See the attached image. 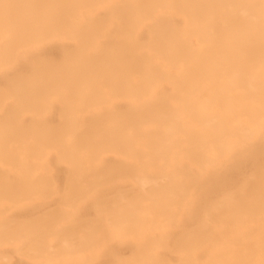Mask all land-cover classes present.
I'll list each match as a JSON object with an SVG mask.
<instances>
[{
  "label": "bare ground",
  "instance_id": "obj_1",
  "mask_svg": "<svg viewBox=\"0 0 264 264\" xmlns=\"http://www.w3.org/2000/svg\"><path fill=\"white\" fill-rule=\"evenodd\" d=\"M10 1L12 2V0ZM23 1L24 0L22 1L16 0L17 4H15L16 3L15 0H14L15 3L13 4H9L5 2L6 4H3L5 7L4 8L0 7V10L4 12L3 10L4 9L6 10L7 7L8 12L10 10H11L10 12L16 11L15 8L17 9L18 12L19 11L18 8L20 9V7H22L21 2L22 5H24ZM32 2L33 3L36 2L35 3L37 5L36 7H38V5H40L41 3L38 0H36L35 2L33 0ZM37 2H39V4ZM26 3L29 4L30 2L29 3L26 2ZM42 3H43L41 4L42 7H38L39 9L34 6L35 4L34 5L32 4L31 6L33 9L29 8L30 12L28 11L29 9L27 11L25 9L27 13L29 12L31 14L29 15V17L31 16V21H32L31 23L33 24L32 26H34L35 25L34 22H38V19H40V17L42 16V15L39 16L38 14L41 12L43 16L45 15L52 17L54 22L51 23L50 22L51 17L50 18L47 17L48 18L47 19L44 16L45 21L46 20L49 21L51 23V26L52 24L54 26L55 23L56 25H63L64 29L67 28V26H70L71 29L63 30L65 31L64 33L66 35V38L68 39V42L70 39H76V41L73 40V42L70 40L71 41L70 43L72 44L71 45L66 44L67 46L64 44V42L68 43L67 41L61 42L59 39L58 41H60L63 44V47H61L60 50H59V45L61 43H59L58 45L57 42L56 44L60 52V53L58 52L59 55H61V57L63 58L62 60L65 61L63 62L64 67L68 68L71 64H72L71 67L73 66L71 72L69 71L70 73H68V69H67L66 71L67 74H65V72H63L65 71L64 67H62V69L59 68L60 62H62L61 58L59 59L60 56L54 57V54L52 52L50 53V57L52 56L55 59L56 58L59 59L60 62H57V64H59V67L57 68L52 63L53 67L52 68L50 67L51 68L50 71L45 70L47 74V76L45 75L46 77L45 81L43 77L45 72L42 73L44 69H39L38 67L36 68L38 70H41L42 72H39L38 70H33L32 68H31L32 70L27 69V67L25 68L26 70L24 69L26 72L28 70H31L32 73L33 71H35L34 72L35 74H37L38 72L39 73L37 74L38 77L42 75L40 77L41 78L40 81H42L43 78L42 83L47 82L46 80L48 77L53 78V82L55 79L57 80L58 78H60V76L64 77L63 79H61L62 81L64 80V82L61 81L59 83V84L63 83L62 85L63 88L65 89L64 94L66 95L67 92L74 91V93H76V98L77 96L79 97V99L77 98V102L79 101L78 102L79 109H77L78 111L76 109L75 111L74 110L72 111L73 105H71L70 103L72 99L71 100L69 99V101H67V104L70 103L68 107L70 106L71 111H69V109L67 111L65 107H63L64 105L62 102L61 108L63 107L62 109H65L67 112H69L68 113L69 120L72 121L70 122L68 120L69 123H67V125H71V127L70 126L67 127V125L65 126V124L62 125L64 129L65 127H67L65 130H69L64 135V137H62L63 146L67 147V149L66 150L64 149L63 153L61 154L62 158L63 159L68 158L67 160L65 159V162L68 161L71 162V160L78 161L79 164L81 163V167L82 165L83 166L86 165L83 168L84 170L90 168L88 164L90 161H92L95 172L99 171L100 168L103 170L105 166L110 167L111 165L109 166V163L107 161L112 160L113 163L120 161L122 162V165L119 164L118 166L113 165V167L112 166L110 167L112 173L117 171L125 172L124 184H121L119 188L116 186L115 189L117 198L116 196L114 198L115 200L117 199V201H115L114 205H112L113 206L112 208H114L115 210L113 212V215L111 216L112 217L111 219H113L115 222L112 220L113 222L112 223L109 221V219H108L109 223L106 220L103 221L107 222L106 224L104 223L105 224L104 226L108 225L107 229H109L110 223L114 224L113 226H117L116 230L113 231L114 237L119 238L121 243L125 244V246L129 245V247L132 248L130 244H135V253L133 254L132 257L125 259V261H120L119 259L117 260L116 257V253H117L115 251L116 248L110 246L111 252H113V254H111L112 255L111 257L108 256L109 254L107 255L108 258H112L109 261L112 262V264H264V0H42ZM22 11L23 13H25V15L23 16H27V13L24 10ZM22 11L20 12L21 14ZM2 12H0L1 15L0 19H2L3 17ZM8 12L5 13L8 14ZM17 12L15 13L13 12V14L11 15L14 17L10 15L12 18L11 17L9 18L15 19V17H17L19 14ZM7 14H4L6 16L3 17V20L0 21V23L1 22L5 23L6 20L4 21V18L6 19V17H8ZM34 15L39 16L38 19L34 17ZM43 16L41 17L43 26L44 27L47 26L45 30L43 29L44 32L48 29L49 24L47 23V21L43 22L44 21ZM21 18L23 17L21 16ZM11 19L8 23H11V21L13 23L14 21L16 22V20L13 21ZM41 20H39L40 22L36 23V25L33 28H37L36 26H38L39 28V23L42 25ZM25 22L27 23L26 19L25 21L23 20V24L19 22L18 23L22 24L20 26H23ZM13 23L11 25L7 24V26L8 25L12 26ZM45 23L47 25H45ZM14 24H15V28L17 25L19 26V24L17 23ZM30 26L28 27V29L30 28ZM55 27L56 26H54L53 28ZM20 28H18L19 30H17V32H20ZM22 28L24 30L22 29L21 30L24 31L23 34H25L26 28L24 27ZM28 29H26V31ZM35 30L36 29L34 30L30 29L31 32L28 31L29 34H31V39L27 36L25 38V41L27 40V38L30 39L29 40L30 42L32 41V33L34 35L33 31ZM5 31L7 33L11 32L8 30ZM41 31L42 30L37 32V34L38 33L40 34L38 40L42 35ZM6 32L2 31V34L3 33L5 34ZM13 34L15 36L14 39L17 40L18 38L16 37L15 33H12V35ZM37 34L35 32L34 37L36 39L38 36ZM55 34L53 35V38H55ZM18 35L19 34H17V36ZM8 37H10V35H8ZM51 38L52 37H50V39ZM53 38L51 39V41L53 40ZM14 39L12 37L11 40L13 41ZM56 40L57 39H54L55 42ZM3 41L5 42V40ZM26 42H25L26 44L25 47H27L29 43L28 41ZM35 42L34 43L36 44V46L44 45L43 43H45V41L43 42L39 41V45H37V41ZM9 44H11V42L8 43V47H7V43L5 44L6 48L3 47L4 48L3 51L6 50L7 48L10 50ZM19 44L20 43H18V46ZM31 44L32 43H30V46H34L33 44L32 45ZM47 44H51V42ZM3 45L4 44H2V46ZM14 45L15 44H13V48ZM30 48L33 47H29V49ZM38 48L40 50L39 52H42L41 51L42 48L40 49V46ZM51 48L52 47H50V49ZM54 48L55 47H53V49ZM36 50L38 52L37 48H35V51ZM13 54L16 55V53ZM35 54L36 57L37 53ZM0 55H2V53ZM4 55L6 54L4 53ZM12 55H11V59H12ZM22 55L23 57L17 54V56H21L20 58L24 60L23 61L24 65H27L25 64L26 63L25 60L29 62L28 61L29 58L26 59L27 57H29V54H22ZM24 55L25 56L28 55V56H26L25 58ZM30 55H33V53H31ZM45 56L48 57V54L46 53ZM67 63L68 65L69 64L70 65L67 66ZM6 69H8V66ZM19 70L22 71L23 69H19ZM7 71L8 70H6V72ZM6 72L3 71L2 73H5L6 75ZM28 72L30 73V71ZM32 73L31 75L34 74ZM14 74L15 76H17L16 72L13 73V75ZM8 75L10 76L12 74L9 73ZM25 76L26 75H24V77ZM9 78H8V83H9ZM19 78H22L20 74H19ZM12 80L14 81L16 79L14 78ZM35 82L36 81H34V83ZM53 82L50 80L49 83H51V85L49 86V88L52 85L54 86L55 84H58V83L54 84ZM103 82L108 83L107 84L108 86L104 87ZM8 83L6 84V86L7 88H9V91L13 90L12 89L13 87L12 88L9 87L12 84H9L8 86ZM14 84L15 81L13 85ZM16 84L14 86V89H17ZM46 84L47 83H44L43 85L46 86ZM6 86L4 85L3 87L5 88ZM19 86L20 85H18V87ZM35 86H37L36 83ZM60 86L58 85L57 88L59 89ZM33 88L36 89L35 87ZM38 88L39 87L37 86V89ZM57 88L55 90L56 92L58 91ZM63 88L61 87L60 90L62 89L63 91ZM95 88L102 89L101 91L100 90L99 91L100 93H103V96L105 98H107L106 101H104L102 97L101 100H99L100 98L97 100L93 99L92 101L95 100L94 102L90 101V98L87 100V98L92 94L93 89ZM25 89L27 92V88ZM34 89L32 90L31 88V91L29 90L30 91L29 93L32 94L35 91ZM18 90H20V88ZM39 91L43 92V89ZM49 91L51 94V90ZM55 91H53V93ZM23 92L26 93L25 91ZM23 92H21L20 90V93ZM29 93L27 94L29 95ZM59 94L56 93V95ZM14 95H12L13 96L12 99L10 98L9 100L10 102L12 100H13L12 102H14L15 100ZM41 95L43 94H38V96ZM29 96L31 97L32 95ZM43 96H45V94ZM43 96H41V98ZM46 96L48 98L47 93ZM21 97L23 99L24 95L23 96L21 95ZM26 97L27 95H25L24 100L27 101ZM61 97L62 96H60V98ZM95 97L96 96H94V98ZM15 98H17V96ZM32 98L33 97H31V99ZM54 98L51 97V100H53ZM46 100L45 103L47 104ZM5 101H3V103ZM43 101L44 99H42V102ZM22 102L21 104H27ZM42 102L37 101L38 104H42V106L44 107L45 103ZM16 103L18 104L17 101L15 102V104L14 103H10V104L11 105L14 104V106L16 105V107L17 106L19 107V105H17ZM30 103L31 102H29V104ZM55 103L57 104L58 102L56 101L54 103H51V105ZM73 103L74 102H72V104ZM119 106L122 108L123 111H121V108ZM39 107L40 106H38L37 108ZM53 107L55 108V106H52V108L50 109L51 111L54 109ZM90 107L94 108L93 112L88 111ZM118 107L120 108V111H118ZM5 108H7V106ZM10 110L13 111V109L11 108ZM10 110L9 109L8 111L6 110L7 113ZM23 110L24 109H22V111ZM30 110L36 111L35 109H30ZM0 111L2 112L1 114H3L2 109H0ZM53 112L55 113V109ZM33 113L35 114V112ZM54 113L51 114V112H49L48 110L47 115L51 114L53 117L55 115ZM60 113L61 111L59 112V114ZM16 114L17 117H19L18 116L19 112H17ZM24 114L29 115V112L28 113L25 112ZM37 114L36 116H38ZM43 114H45V110ZM106 114L108 118L104 117L106 116ZM62 115L65 116L64 114H61V117ZM44 116H46V114ZM5 117L7 116L4 115L3 118L0 119L1 123ZM21 117H23V115ZM47 117L51 118L50 116H46V119ZM75 117H77L78 120L76 123H73ZM5 119L8 120V117ZM58 119L61 118H57L56 121H54L53 119L52 120L55 123L58 121ZM102 119H105L106 121L108 119V125H106L105 128H100L101 126L100 127L90 126L93 125V123L95 125V123H98L99 121L102 122L103 121ZM11 120H8L7 122L9 121L11 122ZM21 120H19L18 122L20 123ZM27 120L25 121L26 123L29 122L27 125H30V127L34 126L31 125L33 121L31 120L27 121ZM35 120L34 123L36 122ZM41 120L43 119L41 118ZM63 120L67 122L66 119L63 118L61 121ZM5 121L3 122L5 123ZM15 121H13V123H15ZM38 121H37V125L35 123L36 126H39ZM53 121H50V123ZM23 122L24 121L22 120L23 128L20 127L21 133H22V129H24L26 125V124L24 125ZM86 122H88L89 126L85 124ZM90 122L92 124H90ZM7 125L12 127L10 124ZM56 125L59 124L57 123ZM0 127L1 129L3 127L4 129H6L8 126L2 125ZM15 128L17 130V128L19 127L15 126ZM15 128L13 130L15 132H18L15 130ZM48 128L49 126L47 127V129ZM39 129L38 131L40 132L44 130L41 129L42 130L41 131ZM52 129H54L53 132L54 131L57 132L59 130V129L55 130L56 128H52ZM8 130L9 129H7L6 132ZM31 130L33 131L31 132ZM48 130L49 131L46 130V134L48 132L50 133V131L52 132V130L50 129ZM38 131L36 134H38ZM4 132L1 133L4 134ZM33 132L36 131H34L33 127H31L30 133L27 134L29 135ZM55 133L54 134L51 133L52 136L51 134H49L51 138L54 139L53 135L55 136ZM9 134L10 133H8L7 136ZM22 134H24V132ZM63 134L64 133L60 135L63 136ZM19 135H21L20 132ZM39 135L40 134H38V136ZM49 135L46 136L49 137ZM43 136L45 135L41 133L39 139L45 141L46 136L45 139H42L44 138ZM80 137H83L84 140L80 141L79 139ZM19 138L18 139L21 141L24 137L22 138L21 135L19 136ZM51 138L48 139V141H51ZM59 138H61V136ZM56 139L53 141L54 145L55 142L58 143L59 140L58 137H56ZM2 140L4 139L0 140V144ZM34 141H36V139ZM24 142H28V141H24ZM37 142H39V140ZM41 142L43 143V141ZM41 142L37 143L39 144V147L41 146ZM11 143H13L14 145L15 143L19 145V142L17 141L15 142L11 141ZM51 143L49 142V144ZM3 144L4 143L2 141L1 144L2 150L5 149L6 147L4 145L3 148ZM12 145L11 147L14 146ZM28 145L29 143H27V146ZM33 145L34 148L36 144ZM44 145H45L44 147H46L47 144ZM24 147L25 149L20 145V150L22 148L23 151H20L19 154L21 152L25 154L24 151L26 150V146ZM44 147L42 145V148ZM11 149L12 148H10V152L11 154H13L12 153L13 150ZM34 149H39V148H34ZM46 149L48 148L46 147ZM10 152L8 153L10 154ZM15 152H17L16 149ZM29 152L30 151L28 150L27 153ZM51 152L49 151L48 156L50 155ZM107 153L111 154L112 157L110 158V160L105 158L106 159L105 161L104 157L105 154ZM5 154H7V152L6 153L4 152V159L10 157L9 156L6 158ZM29 154L31 155V153ZM20 155H22V153ZM55 155L56 154L54 153L53 156L55 157ZM13 156L12 158L15 159V157ZM44 157L47 158V155L46 156L44 155ZM4 159H2V161ZM47 159H49V157ZM16 160H18V157ZM39 160L40 159H38V161ZM1 163L3 164L4 162ZM8 164L6 165L7 168L9 167ZM71 164H73V162ZM12 165H16V164L12 162ZM12 165L10 167L14 171L15 169L12 168ZM17 165H19V163H17ZM17 165L15 167H17ZM65 165L66 164L64 163V166ZM56 166L57 165H55V167ZM2 167L0 166V169ZM4 167H5V163H4ZM76 167L73 168V170L75 169V171L71 170L70 175H68L69 180H71L72 178L74 179V177L79 174L76 173V170H78L80 166L78 165L79 168L77 169ZM110 168L106 169L107 171L106 176L105 173L102 170H100V174L103 173L104 175V176L101 175L103 178L108 176L107 174L110 172L109 171ZM4 169L3 171H5ZM28 169H31V167L29 166L27 168L26 167L23 168V170H25L26 173L28 172L27 171ZM12 170L10 171V174L17 175L16 173H13ZM6 172L7 171H5V173ZM15 172H17V170H15ZM65 172L66 170L64 171V173ZM72 172L73 173L75 172L76 174L74 173L75 175L71 178L70 176H72ZM66 174H68V171ZM56 175H58V173ZM79 175H81V173ZM96 175L99 180L102 179L98 177V173H96ZM96 175L92 174L91 176L93 177ZM2 176L5 177L3 173L0 177ZM64 176L66 177L67 175ZM37 177L34 179L35 183H37L36 182ZM81 177H83L82 179H85L84 176L81 175L80 178ZM110 177H111V173H110ZM19 178L20 177H18L17 179ZM40 179L43 180L44 177L40 176ZM68 179L67 182L69 181ZM41 180H39V182H41ZM79 180L78 182L81 183V181ZM96 180L97 179L95 177L94 181ZM86 181L85 183L84 182L82 183L90 184L93 182L92 180H89V182ZM34 182L32 181V185L35 184ZM71 182L69 181L70 184ZM13 183L14 184L17 183V180ZM115 183L113 184L115 185ZM117 183L119 184L120 182ZM14 184L11 186L13 187V189L15 188L14 186H17ZM26 184L27 183H24L23 181L20 187V189L22 188V191L19 189L20 191H18L17 193L19 192L23 193V191H25L26 193L28 191L30 192L31 189L26 191L27 189L23 188L24 186H26ZM113 184H109V185H113ZM2 185H4V183ZM55 186H57V184H55ZM71 186L67 185L66 187H71ZM76 186H78L79 188L81 187V189L82 186L81 184L75 185L74 191L76 190L75 193H78ZM84 186L87 187V185ZM101 186L99 187V189L96 190H100ZM105 186L107 187V185ZM71 188L73 190V187ZM71 188L69 189L66 188L67 190L66 189L64 190L69 191L71 190ZM107 188L105 189L107 190ZM13 189H11L10 192L11 191L13 192ZM55 189L57 190V188ZM84 189L85 188L83 187L82 190ZM105 189L103 191H105ZM33 190L31 191V193L33 192ZM48 190L50 191V189ZM80 190H79V196H82L80 194L83 193V191ZM111 190L112 189L110 188L109 191ZM45 191L42 192L43 195L44 193L45 194L47 193L48 195L49 193ZM62 191H60V195ZM112 191L114 192V190ZM50 192H52V190ZM6 193L8 197V191ZM17 193L16 194L13 193V195L15 196V198L17 197V199L19 200ZM26 193H23L22 195ZM34 193H36V191ZM95 193L96 192H94V194ZM37 194H40V196L42 195L41 193H36V195ZM63 194L68 195V197L67 196L66 197L69 198V195L74 194V192L72 191L70 194H67V192L66 193L63 192ZM9 195H11V193ZM13 195H11L10 198L8 197L9 198L8 200V198L4 194L7 202L9 201L11 203V199L13 201L12 198L14 197ZM64 197L65 196H62L63 200L66 198ZM70 197L72 198V200L71 198L69 199L72 202L74 196L72 197L70 195ZM88 198L90 199L91 197L89 196L87 197V199ZM75 199L76 197L74 198V200ZM85 200L83 201V203L85 202ZM110 200L109 199L105 200L107 201L106 203L108 205L106 204L104 210L107 206H109L108 201L110 202ZM35 201H37V199H35ZM93 201L94 200H92V202ZM103 201L104 200H102V202ZM7 202L6 205L8 206ZM30 202H32V200ZM68 202L66 203L71 205V203ZM100 202L101 201L99 200V203ZM3 203L4 201H2L0 204ZM57 204H60L62 206L65 205V202L60 203V197H59V201ZM96 204H97L96 205L97 208L96 207H95L96 209L92 208V211L93 209L97 210L99 208L98 207L99 205H101L100 209H102V204L104 203L98 204V202H96ZM34 205L36 206V203ZM41 205H44V203L42 202L39 206ZM79 205H81V203ZM91 205H93V203L92 204L90 203L88 210H90ZM38 208L40 209V207ZM57 208L56 209L58 211L55 213L54 210L51 209L54 215L62 210V209L59 210V205L57 206ZM64 208H68V207L64 206ZM48 209L49 208H47L46 210L48 211ZM32 210H34V208H32ZM47 211H45L46 216H48L51 213V211H48L49 214H47L48 213ZM65 211L66 210H63L62 212L65 213ZM67 211L69 210L67 209ZM76 211L77 210H75V212ZM120 212H122V214L124 213V215L121 214V216H119ZM96 214L97 213H95L93 216L100 215V214L97 215ZM54 215L53 217H56ZM0 216H1L0 218L3 219L2 215ZM46 216H42L44 218L43 219L44 221ZM49 217L51 218L52 216ZM105 217L106 216H104V218ZM13 218H15V216ZM38 218L40 217L38 216L35 219ZM184 219H186V221ZM50 220L51 219H49V221ZM52 220H54V222L56 221L55 218H52ZM52 220L50 221L51 223H49V221L48 223H46L47 221L43 223H45L46 225L52 224L53 223ZM76 220H79V218ZM16 221L15 223L17 225L18 222ZM9 222L10 221H8V223ZM37 222L36 225L38 224L41 225L42 223V221L40 223L38 222V224ZM65 222L66 221H64V224ZM85 222L87 221L84 220V222L82 223L86 224V228L88 226L89 229L92 231L90 226L87 225L88 223ZM93 223L94 222H92V224L90 225L93 226ZM26 224L25 226H28V224L27 225ZM84 224H81V227L85 226ZM95 224L97 225V223ZM19 225L24 226V224L23 225L19 224ZM36 225L30 224L29 225L31 226L30 230L35 229L36 227L34 228L33 226ZM40 225H38L37 227L40 228L39 227ZM59 225L57 226L59 227ZM11 226L10 227L7 226V227L11 228ZM18 226L15 227V229H17ZM77 226L80 227V223ZM0 227H1V223H0ZM4 227H2L1 230ZM44 227L46 229V226ZM79 227L78 228L75 227V228L78 230ZM106 227L104 229H106ZM72 228L74 230V227ZM8 229L7 232L9 233L10 231ZM47 229L49 228L47 227ZM96 229H97V233L101 232L102 226H99ZM107 229H106V234L108 236L109 231H107ZM13 230L11 231V233L14 232ZM21 230H22L21 234L31 232L29 229L27 232H24L22 228ZM79 230H82V228ZM16 231L20 233L19 229L15 230V233ZM45 231L48 233V230ZM66 231L62 229L60 231L58 230V232L57 231L54 232L66 233ZM72 231L68 229V234ZM5 232L6 231H4L3 229V232L1 231L0 236H2L1 234L2 233L4 234ZM36 232H37L36 229L34 230V232H32L35 233L33 235L35 236L33 239V243L35 244L37 243L36 246L39 247L38 244L40 242L38 241L41 240V236L39 237L40 235L39 230L37 233ZM83 232L80 235H84ZM38 233L39 235L37 236L36 234ZM48 235L45 234V236L43 235V237H46ZM60 235H58V237ZM101 235L102 234H99V236ZM66 236L68 237L67 234ZM72 236L69 239L76 237V236L75 237ZM79 236L77 237V240L79 241L80 239L79 242H81L84 236H82V238H79ZM97 236L98 234L95 237ZM103 236L106 237V235L104 234ZM3 237L4 236H2L1 238ZM29 237H31V235ZM36 237L37 238L39 237L38 241L36 240ZM61 238L60 237L58 238L59 244L61 242L63 243L64 240H66L64 237V240L61 241L62 240ZM26 239H27L26 241L31 240L30 238L28 239V237ZM48 239L51 240L52 237ZM48 239L47 241H49ZM69 239L67 238V241ZM42 240L44 241L43 238ZM77 240L75 241L78 243ZM67 241H65V243H68ZM83 241L81 242V244L83 243ZM88 241H90V239H88ZM49 242L52 243L53 241H49ZM117 242H118L117 245H119V241ZM18 243L19 242H17V245L15 247L16 251L22 252L23 250H26L29 246V244L26 242L28 244L27 247L25 246L26 245L25 243L23 247H21L22 246L21 245L20 248H18L17 250ZM72 243H69L71 245V246L69 245L70 247L72 246L74 247V245L76 244L75 243L72 245ZM102 243L103 246L101 243L99 244L102 247H105L107 241L106 243L104 242ZM76 245L77 248L76 247L74 248L75 251L76 250L78 251L79 249L82 248V247L78 248L79 247L78 244ZM98 245L95 246L94 247L95 249L93 248L92 250V252H94L95 250V255H94L95 261L96 260L98 261L102 257L106 256V254L103 253L104 250L101 253V248H99ZM60 246L62 248L63 244ZM67 246L68 245L64 247ZM24 247H26V249H24ZM73 247L72 248L68 247V248L73 251ZM9 248H13V246L12 247L10 246ZM15 248L13 249V252H11V254L18 253V252L15 253L16 251L14 252ZM21 248L23 250H20ZM33 248L34 250L36 249L35 246L34 247L31 246V248L28 250L32 251ZM61 248L60 250H63V248L62 249ZM107 248L110 249L109 247ZM28 250L25 251L27 252L26 254L27 255L29 254V257L32 254L31 258H35L33 256L37 254L36 251L33 250L35 253L34 255L33 251L32 253H29L30 251L28 252ZM39 250L41 249L39 248ZM86 251L89 252V249ZM48 252L49 250L47 251V254ZM65 252H66V248H65ZM79 252L81 253V251ZM106 252L109 251H107L106 249ZM54 254H55L54 257L53 256L52 257L55 259L56 255L58 254H56L55 252ZM69 254L71 253L69 252ZM69 254L67 255V257L70 256ZM76 254H71V255L74 256ZM103 254L105 256H103ZM61 256L63 255L61 254ZM90 256L87 257V259L90 258ZM57 257L60 256L58 255ZM65 257L63 261L68 259V258L66 259ZM72 257L70 256V258ZM78 257L79 260H75V263L76 261L80 262V260L84 261L81 259V256ZM41 258L42 257L38 259L42 260ZM12 259L10 260V262L12 261ZM56 259L62 260L60 258H56ZM73 259H78V258H73ZM47 260L51 261V259H47ZM46 262L47 261H45L44 263ZM57 262L58 261H56V263ZM40 263L42 262L40 261ZM70 263L73 264V260Z\"/></svg>",
  "mask_w": 264,
  "mask_h": 264
},
{
  "label": "rangeland",
  "instance_id": "obj_2",
  "mask_svg": "<svg viewBox=\"0 0 264 264\" xmlns=\"http://www.w3.org/2000/svg\"><path fill=\"white\" fill-rule=\"evenodd\" d=\"M1 2V4H0V7H2V8H4L5 6L3 5V4H6V3H9V4H13V3H15L16 2V0H15V2H14V0H12V2L10 1V0H0ZM22 1V0H21ZM33 1V0H32ZM31 0H26V2H30L29 4H27L26 2H25V0L23 1V3H24V5H22V2H21V6L23 7V9H22V7H20V9L18 8V12H17V9L15 8V10L16 11H12V12H8V8L6 7V10L4 9L3 11L4 12H2L1 10H0V12H2L3 13V17H5L6 15H4V14H7V13H5V12H8V14H7V16L8 17H6V19L4 18V21H5V23L4 22H1L0 23V42L2 43V44H4L3 46H2V44L0 43V45H1V50H0V54L2 53V55H4V53L6 54V55H4V56H2V55H0V81H2V82H0L1 84H0V96H1V98H0V109H2V111H3V114H1L2 112L0 111V119H2L3 118V116L5 115V116H7L8 117V120H11V122L13 123V121H15V119H16V121H15V123H11L10 121L9 122H7L8 120H6L5 118H7V117H5L4 119L6 120H2V123H1V121H0V126H8L6 129H4V127L1 129V127H0V133L1 132H6V130L7 129H9L6 133L8 134V133H10L8 136H7V134L4 132V134L3 133H1L0 134V140L1 139H4V140H6V141H4V140H2L3 141V148H4V145L6 146L5 147V149H3L2 150V141H1V146H0V153L2 154H0V166L2 167H4V163H5V169L2 167L1 169H0V176L2 175V173H3V175H5V177L4 176H2V177H0V201L2 202V201H4V203L3 204H0L1 206H0V215H2V218L3 219H1L0 218V223H1V227H0V230H1V228L2 227H4L3 229H4V231H6L4 234L2 233L1 235L2 236H4L3 238H1L2 236H0V246H3V245H5V246H3V247H0V264H39L40 263V261L42 262V263H40V264H71L70 262L73 260V264L75 263V260H79V257L78 256H81V259L82 260H84V261H81L80 260V262L79 261H76V263L75 264H92V263H94V264H112V262H110L109 260H111L112 258H108L107 257V255L109 256V257H111L112 255L111 254H113V252H111V247H115L116 249H115V251L117 252L116 253V257H117V260L119 259L120 261H125V259H128V258H130V257H132L133 256V254L135 253V244H130V246H132V248L131 247H129V245H127V246H125V244H123V243H121V241H120V239L119 238H116V237H114V233H113V231L114 230H116V228H117V226H113L114 224H109V229H107L108 228V225H106V226H104L107 222L109 223V221L110 222H112V220L113 219H111L112 217V215H113V212H114V208H112L113 206L112 205H114V203H115V201H117V199L115 200V196H116V198H117V194H116V192H115V189H116V186L119 188L120 186H121V184H124V182H125V172H114V173H112V170H111V166L113 167V165H116V166H118L119 164H121L122 165V162H114L113 163V161L112 160H110V158L112 157V155L111 154H105V157H104V160L106 161V159H109L110 161H107L108 163H109V166L110 167H106L105 166V168H103V170L100 168L99 169V171H97V172H95L94 171V165H93V162L92 161H90L89 162V164H88V166L90 167V168H88V169H86V170H84L83 168L86 166V165H82V167H81V163L79 164V162L78 161H72L71 160V162L70 161H68V162H65V159H63L62 158V153H63V151H64V149L66 150L67 149V147H64L63 146V143H62V137H64V135L69 131V130H65L67 127H71V125H67V123H69V116H68V113L69 112H67L68 111V109H69V111H71V109H70V106L68 107V105H70V103H71V105H73L72 106V111L74 110L75 111V109L77 110V109H79V106H78V102H77V98L79 99V97L77 96V98H76V93H74V91H69L70 92V94H69V92H65L66 93V95L64 94V88H63V83H61V84H59L62 80L61 79H63L64 77H62V76H60V78H58L57 80L55 79L54 80V82H53V78H47V82H43L42 83V81H43V78H42V81H40L41 80V76L40 77H38V75L37 74H39L38 72H37V74H35L34 72L35 71H33V73H32V69L33 70H38V69H36L37 67L39 68V69H44L43 70V72L41 71V70H38L39 72H42V73H44L45 72V74L43 75V77H44V81H45V79H46V77H45V75L47 76V74H46V71L45 70H49L50 71V69L53 67L52 66V63L58 68L59 67V64H57V62H60L59 61V59L61 58V61L62 62H60V67L59 68H61L62 69V67H64V65H63V62H65V61H63L62 59V57H61V55H59V50L61 49V47H63V44L61 43V42H63V41H67L68 42V39L66 38V35H65V31H63V30H69V29H71L70 28V26H67V28H65L64 29V26L63 25H56V23H55V25L54 26H56L55 28H53L54 26H53V24H52V26H51V23L52 22H54L53 21V19H52V17L51 16H45V18H50L51 17V19H50V22L49 21H47V23L50 25V27H49V25H48V29H49V31H48V29L46 30V31H44L45 32V34H44V32H43V29L45 30L46 28H47V26L46 27H44L43 26V23H42V20H41V17L43 16V14H41V12L40 13H38L39 14V16L40 15H42L41 17H40V19H38V17L39 16H37V15H34V17H36L37 19H38V22H40L39 20H41V23H42V25L39 23V28H38V26H36L37 28H33L35 25H36V23H38V22H34L35 23V25L34 26H32L33 24L31 23L32 21H31V16L29 17V15H31L29 12H30V9L32 8L31 6H32V4L34 5L36 2V0H34V2L35 3H33ZM39 2H41L40 3V5H38V7H42L41 6V4H43L42 3V0H38ZM6 2V3H5ZM39 2H37L38 4H39ZM15 4H17V2L15 3ZM2 5V6H1ZM27 5H28V7H27ZM35 7L37 6L36 4L34 5ZM38 7H36V8H38ZM30 8V9H29ZM25 9H26V11L28 10L29 12L27 13L26 11H25ZM33 9V8H32ZM39 9V8H38ZM22 10H24L26 13H27V16H23V15H25V13H23V11H22V14L20 13ZM13 12L15 13V12H17V13H19V14H21V15H19L18 14V16L17 17H15V19L13 18V19H11L12 17H14V16H12L11 14H13ZM1 13V14H2ZM16 13V14H17ZM15 14V15H16ZM46 14V13H45ZM12 17H11V16ZM1 16V15H0ZM21 16L23 17V18H21ZM44 16H43V22H46L45 21V18H44ZM3 17H2V19H0V21H2L3 20ZM9 17H11V18H9ZM19 17H20V20H19ZM26 17H28V18H26ZM35 18V19H36ZM47 18V19H48ZM9 19V20H8ZM10 19L11 20H16V22L14 21V23H17V24H19V23H22L23 24V20L25 21V19H26V21H27V23L25 24L24 23V25L23 26H20V25H22V24H19V26L17 25L16 26V28L18 27V28H20V32H17V30H19L18 28L16 29L15 28V24L11 21V23H8L9 21H10ZM23 19V20H22ZM8 20V21H7ZM21 20H22V22H21ZM33 20V19H32ZM19 22V23H18ZM13 23V25L12 26H7V24H12ZM30 23V24H29ZM5 24H6V26H5ZM31 25V26H30ZM45 25H47L46 23H45ZM30 26V28L28 29V27ZM22 27H24V28H26V29H28L27 31H26V29H25V32L27 33L28 31L29 32H31L30 31V29H36L35 31H33L34 32V35H35V32H36V34H37V32L38 31H40V30H42L40 33L43 35H41V37H40V39L38 40V37H39V33L37 34L38 36H37V39L34 37V35H33V33H32V41L30 42L29 40L31 39V34H29V32L26 34H23V32L24 31H22V30H24ZM42 27H44V28H42ZM9 28H10V30H9ZM13 29H15V30H13ZM22 29V30H21ZM5 30H8V31H11V32H6ZM2 31L3 32H6L5 34L3 33L2 34ZM89 31V30H88ZM87 31V32H88ZM48 32V33H47ZM11 33V34H10ZM12 33H15V35H16V37L18 38L17 40L16 39H14V34L12 35ZM50 33V34H49ZM56 33V34H55ZM17 34H19L18 36L20 37V39H19V37L17 36ZM55 34V38H53V35ZM3 35V36H2ZM8 35H10V37H8ZM12 35V36H11ZM30 35V36H29ZM2 36V37H1ZM29 37V38H27V40L26 41H28L29 43H28V46L27 47H25V45L27 44V42L25 41V38L26 37ZM12 37H13V39L15 40H11L12 39ZM34 37V38H33ZM50 37H52L53 38V40L51 41V39H50ZM6 38V39H5ZM8 38V39H7ZM46 39H48V40H46ZM50 39V40H49ZM54 39H57L56 40V42L54 41ZM60 39V41H58ZM62 39V40H61ZM3 40H5V42L7 43V47H8V43H10L11 42V44H9L10 45V50L7 48L6 50H4L3 51V49L4 48H6L5 46V42L3 41ZM24 40V41H23ZM72 42H73V40L74 41H76V39H70ZM69 40V42L68 43H65L64 42V44L66 45V44H72V43H70L71 41ZM35 41H37V45H39V41L40 42H43V41H45V43H43L44 45H39L40 46V49L42 48V52H39L40 50H39V46H36V42ZM54 41V42H53ZM12 42H14V43H12ZM25 42H26V44H25ZM35 42V43H34ZM51 42V44H47V43H50ZM57 42H58V45H59V43H61L60 45H59V50H58V46L56 45L57 44ZM18 43H20L19 44V46H18ZM21 43H23V44H21ZM30 43H32L34 46H30ZM55 43V44H54ZM13 44H15V45H17V46H15L14 45V48H13ZM31 44V45H32ZM42 44V43H41ZM45 44H47V45H45ZM22 45H24V46H22ZM67 46V45H66ZM4 47V48H3ZM22 47H23V49H22ZM29 47H33V48H30L31 49V51H30V49H29ZM45 47V48H44ZM50 47H52L51 49H50ZM53 47H55L54 49H53ZM11 48H13V49H11ZM18 48H19V50H18ZM27 48V49H26ZM35 48H37L38 49V52H37V50L35 51ZM44 48V49H43ZM17 49V50H16ZM8 50V51H7ZM16 50V51H15ZM23 50H25V51H23ZM32 50H33V52H32ZM55 50V51H54ZM21 51V52H20ZM22 51H23V53H22ZM28 51V52H27ZM47 51V52H46ZM21 54H20V53ZM25 52V53H24ZM29 52H31V53H33V55H30L31 53H29ZM53 53L54 54V57H59V59L58 58H56V59H58V60H56L54 57H50V53ZM59 52V53H58ZM7 53H9V54H7ZM13 53H16V55H14ZM35 53H37V56L35 57ZM46 53L48 54V57H46L45 55H46ZM14 56H13V55ZM17 54H19V55H21L22 57H23V55L22 54H29V57H27L26 58V56H28V55H24V57L26 58V59H28V61L29 62H27L26 60H25V64H27V65H29V66H27V65H24V60H22V58H20L21 56H17ZM42 56H41V55ZM57 54V55H56ZM11 55H12V59H14V60H12L11 59ZM14 57V58H13ZM45 57V58H44ZM24 58V59H25ZM11 59V60H10ZM50 59H51V61H50ZM22 62H21V61ZM49 60V61H48ZM2 62V63H1ZM6 63V64H5ZM48 64V65H46V64ZM10 64V65H9ZM18 64H20V65H18ZM6 65V66H5ZM63 65V66H62ZM70 65V64H69ZM68 65V63H67V66H69ZM72 65V64H71ZM71 65L67 68V67H64V69H65V71H63V72H65V74H67L66 73V71H67V69H68V73H70L71 72V70L73 69L72 67H71ZM5 66V67H4ZM7 66H8V69H6L7 68ZM15 66H16V68H15ZM14 67V68H13ZM27 67V69H31V70H28V71H30V73L27 71H25L26 68ZM51 67V68H50ZM25 69L24 70V72H23V70L21 71V70H19V69ZM35 68V69H34ZM47 68V69H46ZM4 69V70H3ZM6 70H8L7 72H6ZM17 70V71H16ZM4 71V72H6V75H5V73H2V72ZM12 71V72H11ZM13 71H15L16 72V74H17V76H15V74L13 75V73H15V72H13ZM19 71V72H18ZM49 71H47V72H49ZM70 71V72H69ZM10 74H12V75H8L9 73ZM2 73V74H1ZM26 73V74H25ZM28 73H29V75H28ZM31 73L33 74V75H31ZM42 73H40V74H42ZM19 74H20V76H22V78H19ZM64 74V73H63ZM24 75H26L25 77H24ZM34 76V77H31V76ZM11 79H10V78ZM8 78H9V83H8ZM16 79V80H14L15 81V84H16V88L17 89H14V86H15V84L13 85V83H14V81L12 80V79ZM19 78V79H18ZM33 78V79H32ZM29 79H32V80H29ZM11 80V81H10ZM17 80H19V81H21V82H19V81H17ZM50 80L55 84V83H58V84H55V85H57V86H51L50 88H49V86L51 85V83H49L50 82ZM59 80V81H58ZM17 81V82H16ZM34 81H36L35 83L37 84V86L39 87V88H41V89H37V86H35V83H34ZM49 81V82H48ZM11 82V83H10ZM31 82H32V84H31ZM39 82V83H38ZM62 82H64V80L62 81ZM104 82H106V81H104ZM103 82V83H104ZM8 83V86H9V84H12V85H10L9 87H13L12 89L13 90H10L9 91V88H7V86H6V84ZM19 83V84H18ZM24 85H23V84ZM44 83H47L46 84V86L45 85H43ZM49 83V84H48ZM22 84V85H21ZM31 84V85H30ZM41 84H42V86H41ZM108 83H104V87H107L108 85H107ZM6 86L5 88L3 87V86ZM18 85H20L19 87H18ZM32 85H33V87H35L36 89H34L33 87H32ZM47 85H48V87H47ZM58 85L60 86V88L62 87L63 88V91H62V89L60 90V88L58 89L57 87H58ZM22 86V87H21ZM29 86V87H28ZM41 86V87H40ZM43 86H44V88H43ZM20 88V90H21V92H23V91H25L26 92V89L25 88H27V92L26 93H20V90H18ZM24 88V89H23ZM31 88H32V90L34 89L35 91V93L33 92L32 94H30L29 92L31 91ZM47 88V89H46ZM49 88V89H48ZM56 88H57V92L55 91L56 90ZM43 89V92L42 91H39V90H42ZM54 89V90H53ZM17 92H16V91ZM23 90V91H22ZM30 90V91H29ZM47 90V91H46ZM49 90H51V94H50V91ZM96 90V91H95ZM102 90V89H93V92H92V94L91 93H89V94H91L88 98H87V100L90 98V101H92L93 99H95V100H97V99H99V100H101V97H102V99L104 100V101H106L107 100V98H105L104 96H103V93H100V91ZM38 92V94H45V96H46V93H47V95H48V98H47V96L45 97V96H43V95H41V96H43L42 98H41V96H38V94H37V92ZM53 91H55L54 93H53ZM14 92V93H13ZM16 92V93H15ZM44 92H46V93H44ZM11 93H13V94H11ZM27 93H29V95H32L31 97H33L32 99H31V97L27 94ZM56 93L57 94H59V95H56ZM15 94V95H14ZM34 94V95H33ZM12 95H14V102H10L9 100H10V98L12 99ZM19 95V96H18ZM21 95L23 96L24 95V97H23V99H22V97H21ZM25 95H27V101L26 100H24L25 99ZM71 95H72V97H71ZM75 95V96H74ZM17 96V98H15ZM29 96V97H28ZM37 96H38V98H37ZM58 96V97H57ZM60 96H62L61 98H60ZM68 96H70V97H68ZM94 96H96L95 98H94ZM20 97H21V99H20ZM51 97L52 98H54L53 100H51ZM64 97V98H63ZM75 99H74V98ZM9 98V99H8ZM35 98V99H34ZM47 100H46V99ZM57 98H59V99H57ZM8 99V100H7ZM30 101H29V100ZM42 99H44V101L42 102ZM65 99V100H64ZM69 99L71 100L72 99V101H70V103L69 104H67V101H69ZM73 99H74V101H73ZM5 100H7V101H5ZM22 100H23V102H22ZM36 100V101H35ZM45 100L47 101V104L45 103ZM94 100V101H95ZM3 101H5L4 103H3ZM18 102V104L17 105H19V107L17 106L16 107V105L14 106V104H15V102ZM35 101V102H34ZM37 101L38 102H42V103H45L44 104V107L42 106V104H38L37 103ZM49 101V102H48ZM58 102L57 104L55 103V104H53V105H51V103H54V102ZM94 101H92V102H94ZM21 102L22 103H27V104H21ZM29 102H31L30 104H29ZM62 102H63V107H65V109L67 110H65V109H62L61 108V106H62ZM72 102H74L73 104H72ZM77 102V103H76ZM10 103H14L13 105H11ZM34 103V104H33ZM65 103H66V105H65ZM3 104V105H2ZM11 106H10V105ZM75 104V105H74ZM8 105H9V108H8ZM3 106V107H2ZM7 106V108H5ZM38 106H40L39 108H41V109H39V108H37ZM42 106V107H41ZM52 106H55V113L53 112L54 111V109L51 111L50 109L52 108ZM56 106H57V109H56ZM14 107V108H13ZM25 107V108H24ZM36 107V108H35ZM120 107V106H119ZM118 107V111H120V108ZM8 111V109L10 110V108L11 109H13V111H15V112H13V111H9L8 113H7V111L5 110V109ZM18 108V109H17ZM24 109L23 111H22V109ZM60 108H61V110H60ZM93 107H90L89 108V112H93V110H94V108L92 109ZM20 109V110H19ZM25 109H28V110H25ZM30 109H35L36 111H34V110H30ZM4 110H5V112H4ZM42 110V111H41ZM44 110H45V114H46V116H50L51 118H49V117H47V119H48V121L50 120V121H53L55 118L57 119V118H61V119H58V121L57 122H55L54 123V121H56V119L53 121V122H51L50 123V121L48 122L47 121V119H46V116H44L45 114H43V112H44ZM48 110H49V112H51V114H55L53 117H52V115L50 114V115H47V113H48ZM61 111V113L59 114V112ZM39 111H41V112H39ZM57 111H59V112H57ZM78 111V110H77ZM121 111H123L122 110V108H121ZM11 112V113H10ZM17 112H19V114H18V116L19 117H17ZM28 113L29 112V115H25L24 113ZM33 112H35V114L33 113ZM31 113H33V114H31ZM38 113V114H37ZM67 113V114H66ZM7 114V115H6ZM9 114V115H8ZM31 114V115H30ZM36 114L38 115V116H36ZM43 116H41V115ZM60 116H59V115ZM61 114H64L65 116H63L62 115V117L64 118V119H66L67 120V122L66 121H61L63 118L61 117ZM23 115V117H21ZM40 115V116H39ZM9 116H10V118H9ZM28 116H29V118H28ZM44 117H45V119H44ZM66 117H68V118H66ZM105 118L107 117V114H106V116H104ZM21 118H22V120L24 121L23 122V124L25 125V127H24V129H22V133L24 132V134H22L21 133V128L20 127H22L23 128V126H22V120H21ZM41 118L43 119V120H41ZM108 118V117H107ZM28 119V120H27ZM32 119H36L35 121V123H36V125H37V121H38V119H39V121H38V123H39V126H36L35 125V123H34V120H32ZM53 119V120H52ZM19 120H21V122L19 123L18 121ZM29 121V120H31V121H33L32 123H31V125H34L35 126V128H34V126H31V127H33V129H34V131H36V132H33V133H31V134H27V133H30V125H27L29 122H25V121ZM69 120V121H68ZM72 120V119H71ZM77 117H75V119H74V121H73V123H76L77 122ZM103 121L102 122H105V123H102L101 121H99L98 123H95V125H94V123H93V125H90L91 127H100V128H105V126L106 125H108V119H107V121L105 120V119H102ZM105 120V121H104ZM3 121H5V123L3 122ZM60 121V122H59ZM17 122V123H16ZM44 122V123H43ZM70 122H72V121H70ZM94 122V121H93ZM42 124V127H41V124ZM59 124V125H56V124ZM62 123V124H61ZM73 123H70V124H73ZM7 124H10L12 127H10L9 125H7ZM47 124V125H46ZM65 124V126L67 125V127H65V129H64V127L62 126V125H64ZM87 126H89V124H88V122H86L85 123ZM90 124H92L91 122H90ZM19 125H21V126H19ZM56 126V127H54V126ZM15 126H18L19 128H17V130H16V128H15ZM29 126V127H28ZM49 126V128L48 129H50V130H52V132L50 131V133L49 134H54L56 131H54L53 132V130L54 129H52V128H56L55 130H57V129H59L60 127V129L55 133V136L53 135V137H54V139L53 138H51V136H52V134H51V136L47 133L46 134V130L47 131H49L48 129H47V127ZM52 126V127H51ZM51 127V128H50ZM15 128V130L16 131H18V132H15L13 129ZM39 128H41V129H44L43 131L41 130V129H39ZM63 128V129H62ZM38 129L39 130H41L42 132H40V131H38ZM70 129V128H69ZM2 130V131H1ZM11 130V131H10ZM20 130V131H19ZM63 130V131H62ZM12 131H14V132H12ZM33 130H31V132H32ZM37 131H38V134H40L39 136H41V133L43 134V135H49V137L51 138V141H52V143H53V145H54V140L56 139V137H58V143L57 142H55V145L53 146L52 145V143H51V141H48V139H50L48 136H46V139H45V136H43L44 138H42V139H45V141L44 140H41V139H39V136H38V134H36L37 133ZM45 131V132H44ZM66 131V132H65ZM19 132H20V134L22 135V140H24V141H28V142H24V141H20L19 139H21V138H19V136H21V135H19ZM40 132V133H39ZM15 133V134H14ZM45 133V134H44ZM62 133H64L63 134V136L62 135H60V134H62ZM6 134V135H5ZM13 134V135H12ZM12 135V136H11ZM18 135V136H17ZM25 135V136H24ZM28 135V136H27ZM59 135V136H58ZM19 138H17V137ZM27 136V137H26ZM31 136H33V137H31ZM35 136V137H34ZM38 136V137H37ZM61 136V138H59ZM37 137V138H36ZM48 137V138H47ZM10 140H9V139ZM30 138H31V141H30ZM36 139V141H34L35 139ZM27 139V140H26ZM53 139V140H52ZM80 139V141H83L84 140V138L83 137H80L79 138ZM8 140V141H7ZM19 140V141H18ZM39 140V142H37ZM43 141V143L41 142V141ZM47 140V141H46ZM57 140V139H56ZM61 140V141H60ZM11 141L12 142H15V141H17V142H19V145L18 144H16L15 143V145L13 144V143H11ZM30 141V142H29ZM10 142V143H9ZM20 142H21V144H20ZM24 142V143H23ZM40 143L41 142V146L39 147V144H37V143ZM48 142V143H47ZM49 142L51 143V144H49ZM6 143H8V144H6ZM27 143H29V147L27 146ZM31 143H33V144H36L35 145V147L34 148H39V149H34L33 148V144H31ZM14 146H13V145ZM44 144H49L48 146L46 145V147L48 148V149H46V147H44L45 145ZM57 144V145H56ZM10 145V146H9ZM11 145L13 146V147H11ZM20 145L25 149V147L24 146H26V150L24 151L25 152V154L23 153V152H21L22 153V155H20L19 154V152L20 151H23V149L21 148V150H20ZM31 145V146H30ZM42 145H43V147L44 148H42ZM62 146V147H61ZM108 146V145H107ZM30 148V149H28V148ZM51 147H53V148H51ZM64 147V148H63ZM10 148H12L11 150H13L12 151V153L14 154V156H13V154H11V152H10ZM40 148H41V150H40ZM51 148V149H50ZM15 149H16V151L17 152H15ZM46 149V150H45ZM5 150V151H4ZM19 150V151H18ZM28 150L30 151L29 153H31V155L29 154V153H27L28 152ZM53 150V151H52ZM60 150V151H59ZM1 151H3V152H1ZM46 151V152H45ZM49 151L51 152L50 153V155L48 156V154H49ZM4 152L6 153L7 152V154H5V156H6V158L7 157H9V158H7V159H4ZM8 152H10V154L8 153ZM29 155H27V154ZM33 153V154H32ZM40 153V154H39ZM54 153L56 154L55 155V157L53 156L54 155ZM20 155V156H19ZM44 155L46 156L47 155V158L49 157V159H47L46 157H44ZM3 156V157H2ZM12 156L13 157H15V159L14 158H12ZM23 156H25V157H23ZM26 156H27V158H26ZM54 158H53V157ZM17 157H18V160H16L17 159ZM36 157V158H35ZM34 158V159H33ZM46 158V159H45ZM106 158V159H105ZM2 159H4L3 161H2ZM13 159H14V161H13ZM22 161H21V160ZM31 159V160H30ZM37 159V160H36ZM38 159H40L39 161H38ZM45 159V160H44ZM52 159V160H51ZM63 159V160H62ZM68 159V158H67ZM66 159V160H67ZM9 160V161H8ZM36 160V161H35ZM43 160V161H42ZM48 160H49V162H48ZM6 161V162H5ZM1 162H4L3 164L1 163ZM12 162H14V164H16L17 165V163H19V165H17V167H15L16 165H12ZM15 162H17V163H15ZM73 162V164H71ZM9 163V164H8ZM25 163V164H24ZM48 163H49V165H52V166H49L48 165ZM54 165H53V164ZM64 163L66 164L65 166H67V167H65L64 166ZM76 163V164H75ZM8 164V168H7V165ZM12 165V168H14L15 170H17V172H15V170L13 171L12 169H11V165ZM80 166V168L78 167V165ZM55 165H57L56 167H55ZM60 165V166H59ZM120 165V166H121ZM31 167V169H28L27 171V173H26V169L25 170H23V168L24 167ZM69 166V167H68ZM77 166V167H76ZM22 167V168H21ZM54 169V171H53V169ZM74 167H76V169L77 168H79L78 170H76V173L78 174H80L81 173V175L82 176H84L85 177V179H82L83 177H81L80 178V176L81 175H76L75 177H76V179H75V177H74V179L72 178L75 174L72 172V176H70L72 179L71 180H69L68 179V175H70V173H71V170H73V168ZM13 171V173H16L17 175H13V174H10V169ZM17 168V169H16ZM19 168V169H18ZM107 168H110L109 169V173L107 174L108 176L107 177H105V178H103L102 176H104L103 175V173L102 174H100V170H102L104 173H105V176H106V169ZM3 169L5 170V171H7L6 173H5V171H3ZM7 169V170H6ZM10 171H9V170ZM21 169V170H20ZM49 171H48V170ZM63 169V170H62ZM70 169V170H69ZM66 170V172L64 173V171ZM23 171V172H22ZM52 171H53V173H52ZM60 171V172H59ZM67 171H68V174H66L67 173ZM70 171V172H69ZM73 171H75V169L73 170ZM78 171V172H77ZM63 172V173H62ZM12 173V172H11ZM19 173V174H18ZM52 173V174H51ZM58 173V175H56ZM83 173V174H82ZM96 173H98V177H100V178H102V179H98L97 178V175H96ZM110 173H111V177H110ZM10 174V175H9ZM29 174V175H28ZM67 175L66 177L64 176V175ZM92 174H94V175H96V176H91ZM112 174H114V175H112ZM37 175H38V177H39V179H38V177H37ZM41 177H44V179L43 180H41L40 179V176ZM51 175H53V176H51ZM85 175H87V176H85ZM88 175H90V176H88ZM102 175V176H101ZM10 176V177H9ZM17 176V177H16ZM78 176V177H77ZM113 176V177H112ZM12 177V178H11ZM18 177H20L19 179L21 180H19V179H17ZM37 177V179H38V181H37V179H36V182L37 183H35L34 182V179ZM92 177V178H91ZM95 177H96V181H94V179H95ZM5 178V179H4ZM7 178V179H6ZM14 178H16V179H14ZM63 178H65V179H63ZM88 178H89V180H92L91 182L92 183H86V184H84L85 183V181L86 182H89V180H88ZM14 179V180H13ZM54 179V180H53ZM55 179H56V181H55ZM67 179L71 182V184L69 183V181L67 182ZM80 179V180H79ZM105 179V180H104ZM17 180V183H13V182H15ZM20 182H19V181ZM24 181V183H27L28 184V186H27V184H26V186H24L23 188L25 189H27L26 191H28V190H30V192L28 191L27 193L25 192V191H23V193H26V194H24V195H22L23 193H21V192H19L20 193V195H19V193H17L18 191H22V188L20 189V187H21V184L23 183V181ZM39 180H41V182H39ZM78 180L79 181H81V183L80 182H78ZM32 181L35 183V184H33L32 185ZM66 181V182H65ZM78 182L79 184H81V186H82V189H83V187L85 188L84 190H82L81 189V187L79 188L78 186H76L77 188V192L78 193H75V191H74V189H75V185H79L78 183H76V182ZM120 182L119 184L117 183V182ZM2 182V183H1ZM56 182V183H55ZM75 182V183H74ZM82 182H84V183H82ZM116 182V183H115ZM121 182H123V183H121ZM4 183V185H2ZM8 183V184H7ZM21 183V184H20ZM31 183V184H30ZM64 183V184H63ZM113 183H115V185L113 184ZM17 185V186H14L15 188V191H14V189H13V187H11L12 185ZM37 184V185H36ZM55 184H57V186H55ZM66 184V185H65ZM73 184H74V186H73ZM87 185V187L86 186H84V185ZM101 184H102V186H101ZM109 184H113V185H109ZM18 185H20V186H18ZM25 185V184H24ZM39 185V186H38ZM71 186V187H73V190H72V188L71 187H66V186ZM89 185V186H88ZM101 186V188H100V190H96V189H99V187ZM105 185H107V187L105 186ZM119 185V186H118ZM23 186V185H22ZM62 186H64V187H62ZM90 186H92V187H90ZM109 186H111V187H109ZM113 186V187H112ZM18 187V188H17ZM57 188V190H58V192H57V190L55 189V188ZM3 188H5V189H3ZM66 188H71V190H69V191H66L67 189ZM88 188V189H87ZM105 188H107V190L105 189ZM110 188L112 189V190H114V192L111 190V191H109L110 190ZM11 189H13V192L11 191L10 192V190ZM20 189V190H19ZM34 189V190H33ZM48 189H50V191L52 190V192H50ZM62 189H63V191H62ZM64 189H66V190H64ZM82 190L83 191V193H81L80 195H82V196H79V190ZM105 189V191H103ZM4 190V191H3ZM33 190V192L31 193V191ZM42 190V191H41ZM46 190V191H45ZM48 190V191H47ZM80 190V191H81ZM86 190V191H85ZM3 191V192H2ZM8 191V197L10 198V196L11 195H13V193L14 194H16L17 193V195H18V197H19V200L17 199V197L15 198V196L14 197H12L13 198V201H12V199H11V203L8 201L7 202V200H6V198H5V196H4V194L6 195V197H7V192ZM36 191V193H41L42 195L40 196V194H37L36 195V193H34ZM41 191V192H40ZM48 192L49 194L47 195V193L45 194L44 193V195H43V193L42 192ZM60 191H62L61 192V195H60ZM74 192V194H70L71 192ZM104 193H103V192ZM63 192L64 193H66L67 192V194H70L72 197L74 196V198L76 197V199L74 200V198H73V201L71 202L70 201V199L69 198H71L70 197V195H69V198H67L68 197V195H66V194H63ZM68 192H70V193H68ZM94 192H96L95 194H94ZM112 192H113V194H112ZM11 193V195H9ZM31 193V194H30ZM57 193H58V195H57ZM63 194V195H62ZM75 194H77V195H75ZM99 194V195H98ZM104 195V197H103V195ZM111 194V195H110ZM26 195V196H25ZM56 195V196H55ZM92 195H93V197H92ZM37 196V197H36ZM52 196H55V197H52ZM62 196H67L64 200H63V198H62ZM91 197L90 199L88 198L87 199V197ZM98 196V197H97ZM7 197V198H8ZM59 197H60V203H63V202H65V205H60V204H57L58 203V201H59ZM77 197H78V199H77ZM86 197V198H85ZM97 197V198H96ZM100 197V198H99ZM9 198H8V200H9ZM15 198V199H14ZM49 198V199H48ZM17 199V200H16ZM35 199H37V201H35ZM39 199H41L42 200V202L44 203V205H41V206H39L42 202H41V200H39ZM44 199V200H43ZM86 199V200H85ZM110 200V199H112V200H114V201H112V200H110V202L108 201V203H109V206H107L106 208H105V210H104V207L106 206V202L107 201H105V200ZM15 200V201H14ZM29 200V201H28ZM32 200V202H30ZM62 200V201H61ZM68 200H69V202H68ZM71 200H72V198H71ZM85 200V202L83 203V201ZM92 200H94L93 202H92ZM99 200L101 201L100 203H104V204H102V209H100L101 208V205H99L98 207V209L97 210H95L97 207H96V202H98V204H100L99 203ZM102 200H104L103 202H102ZM0 202V203H1ZM6 202L8 203V206L6 205ZM28 202H30V203H28ZM50 202V203H49ZM57 202V203H56ZM66 202H68V203H71V205L70 204H67ZM79 202V203H78ZM9 203H10V205H9ZM22 203V204H21ZM36 203V206L34 205ZM40 203V204H39ZM47 203H49V204H47ZM81 203V205H79ZM90 203L92 204L93 203V205H91V208H90V210H88L89 208V206H90ZM111 203V204H110ZM26 204H28V205H26ZM29 204H30V207H29ZM46 204V205H45ZM56 204V205H55ZM67 204V205H66ZM6 205V206H5ZM18 205V206H17ZM59 205V210L60 209H62L61 211H59L58 213H60V214H58V213H56L55 215H54V213L55 212H57L58 210V208H57V206ZM70 205V206H69ZM77 205H79V206H77ZM95 205V206H94ZM108 205V204H107ZM10 206V207H9ZM21 206H23V207H21ZM64 206L65 207H68V208H64ZM94 206V207H93ZM111 206V207H110ZM8 207V208H7ZM21 207V208H20ZM38 207H40V209L37 208ZM52 207V208H51ZM54 207H56V208H54ZM69 207H71V208H69ZM79 207V208H78ZM96 207V208H95ZM15 208H17V209H15ZM19 208V209H18ZM32 208H34V210H32ZM47 208H49L48 209V211H51V213H52V210H54V213H50L49 214V212L46 210ZM72 208H73V210H72ZM78 208V209H77ZM92 208H95V209H93V211H92ZM2 209V210H1ZM12 209H14V210H12ZM21 209V210H20ZM52 209V210H51ZM55 209H56V211H55ZM67 209L69 210V211H67ZM5 210V211H4ZM47 211L46 213L47 214H49L48 216H46V214H45V211ZM63 210H66L65 211V213L64 212H62ZM75 210H77L76 212H75ZM11 211V212H10ZM18 211H20V212H18ZM30 211V212H29ZM43 211V212H42ZM123 212V211H122ZM122 212H120V214H119V216H121V214H122ZM125 212V211H124ZM4 213H6V214H4ZM7 213H9V214H7ZM35 213V214H34ZM38 213V214H37ZM41 213V214H40ZM61 213H64V214H61ZM78 215H77V214ZM95 213H97V214H100V215H102V216H100V215H97V216H93ZM37 214V215H36ZM43 214H45V215H43ZM110 214V215H109ZM53 215L54 216H56V217H53ZM57 215H58V217H57ZM108 215H109V217H108ZM122 215H124V213L122 214ZM15 216V218H13ZM33 216V217H32ZM39 216L40 218H38V219H35V218H37V217ZM42 216H46L47 218L49 217V216H52L51 218L49 217L48 218V220H47V218L45 217V221L43 220L44 218L42 217ZM73 218H72V217ZM92 216V217H91ZM104 216H106L105 218H104ZM1 217V216H0ZM6 217H8V218H6ZM9 217H11V218H9ZM24 217H26V218H24ZM30 217V218H29ZM32 217V218H31ZM42 217V218H41ZM79 218V220H76V219H78ZM84 217V218H83ZM102 217H103V219H102ZM19 218H22V219H19ZM24 218V219H23ZM28 218V219H27ZM34 218V219H33ZM52 218H55V222H54V220H52ZM75 219V220H72V219ZM82 218V219H81ZM89 218H91V219H89ZM7 219V220H6ZM30 219H32V220H30ZM49 219H51L52 221H53V223L52 224H48V225H46L45 223H43V222H46V223H48V221H49ZM93 219V220H92ZM108 219H109V221H108ZM17 220V221H16ZM29 222H28V221ZM50 220V221H51ZM67 220H69V221H67ZM72 220V221H71ZM83 220V221H82ZM84 220L85 221H87V222H85V223H88L87 225H89L90 226V228L92 229V231L89 229V227L87 226V228H86V224H84V223H82V222H84ZM103 220H106V221H103ZM185 221H186V219H184ZM8 221H10L9 223H8ZM15 221L16 222H18L17 223V225H16V223H15ZM40 223L41 221H42V223H41V225L40 224H38V222ZM49 221V223H51ZM64 221H66L65 222V224H64ZM101 221H103V222H101ZM114 221V220H113ZM124 221V220H123ZM184 221V222H185ZM6 222H7V224H6ZM28 222V223H27ZM34 222V223H33ZM36 222H37V224L38 225H40L39 227L40 228H38L37 226L38 225H36ZM63 224H62V223ZM92 222H94L93 223V226L92 225H90V224H92ZM115 222V221H114ZM13 223V224H12ZM28 224V226H25V224ZM79 223H80V227L79 226H77V225H79ZM95 223H97V225L95 224ZM102 223H103V225H102ZM105 223V224H104ZM113 223V222H112ZM10 224V225H9ZM11 224H12V226H13V228H12V226H11ZM19 224H24V226H20ZM26 224V225H27ZM32 225V224H35L36 226H33L35 229H36V231L38 232V230H39V233H40V235H39V233L38 234H36L37 236L39 235V237L41 236V240L40 241H38V239H39V237L37 238L36 237V240L38 241V242H40L38 245H39V247L38 246H36L37 245V243L35 244V243H33V239H34V237L35 236H33L35 233H32V232H34V230L35 229H31L30 230V227L31 226H29V225ZM59 225V227L57 226V225ZM81 224H84L85 226H82L81 227ZM116 224V223H115ZM15 225V226H14ZM19 225V226H18ZM7 226H11V228H9V227H7ZM18 226V228L17 229H19V232L20 233H18V231H16V233H15V230H17V229H15V227H17ZM44 226H46V229H45V227ZM70 226H71V228H70ZM99 226H102V231L101 232H98L97 233V227H99ZM25 229H24V228ZM32 227V228H33ZM44 227V228H43ZM47 227L49 228V229H47ZM72 227H74V230H73V228ZM78 228L79 227V229H81L82 228V230H77L76 228ZM106 227V229H107V231H109V233H108V236H107V234H106V229H104ZM114 227V228H113ZM9 228V229H8ZM21 228L24 230V232H27L28 231V229L31 231L30 233H23V234H21V232H22V230H21ZM28 228V229H27ZM70 230V231H72V232H70L69 234H68V229ZM84 228V229H83ZM86 228V229H85ZM3 229L1 230L2 232H3ZM7 229L10 231L9 233H10V235H9V233L7 232ZM11 229V230H10ZM14 229V230H13ZM26 229H27V231H26ZM43 229V230H42ZM64 230V231H66V233L65 232H60V233H57L58 232V230L60 231V230ZM76 229V230H75ZM88 229V230H87ZM14 231V232H12L11 233V231ZM21 230V231H20ZM42 230V231H41ZM45 230H48V233H49V235H48V233L45 231ZM83 230H84V232H83ZM1 231H0V233H1ZM43 231H45V232H43ZM50 231H51V233L52 232H54V231H57V232H54V233H50ZM88 231V232H87ZM90 231V232H89ZM36 232V233H37ZM41 232H43V233H41ZM82 232H83V234L84 235H80V234H82ZM63 234V237H62V234ZM17 234V235H16ZM31 235V237H29L30 235ZM45 234L46 235H48V236H46V237H43V235L45 236ZM61 234V235H60ZM66 234L68 235V237L66 236ZM86 234V235H85ZM93 234V235H92ZM98 234V239H97V237H95L96 235ZM99 234H102L101 236H99ZM103 234L104 235H106V237H104L103 236ZM9 235V236H8ZM58 235H60L59 237L62 239H59V240H61V241H63L64 240V237H65V239L66 240H64V242L62 243L61 241V243L59 244V241H58ZM65 235V236H64ZM70 235V236H69ZM72 235H74V236H72ZM80 235V236H79ZM17 236V237H16ZM75 237V238H72V239H69L70 237ZM79 236V238H82V236H84L83 237V243L82 244H84V245H82L81 244V242H79L80 241V239H79V241L77 240V237ZM28 237V239L30 238L31 240H29V241H26L27 238ZM52 237V239L51 240H49L48 238H51ZM88 237V238H87ZM92 237V238H91ZM100 237V238H99ZM11 238V239H10ZM42 238L44 239V241L42 240ZM46 238V239H45ZM67 238L69 239L68 241H67ZM116 238V239H115ZM47 239L49 240V241H53V242H55V243H50L49 241H47ZM74 239V240H73ZM86 239V240H85ZM88 239H90V241H88ZM92 239V240H91ZM104 239V240H103ZM113 239H115V240H113ZM10 240V241H9ZM57 240V241H56ZM72 240V241H71ZM75 240H77L78 241V243L75 241ZM95 240V241H94ZM100 240V241H99ZM113 240V241H112ZM32 241V242H31ZM65 241H67L68 243H65ZM71 241V242H70ZM86 241V242H85ZM92 241V242H91ZM106 241H107V243H106ZM117 241H119V245H117L118 244V242ZM17 242H19L18 243V246H17V250H18V248H20V246L21 247H23L24 245H25V243L27 242L28 244H29V246H28V244L26 243V247L28 246V248L26 249V247H24V249H26V250H28V249H30L31 248V246L32 247H34L35 246V250H34V248L32 249V251L34 250V251H36V255H35V253H34V251H33V254L35 255V256H33V257H35V258H31L32 257V254L30 255V257H29V254L27 255L26 253L27 252H25L26 250H23L22 248L20 249V250H23L22 252L21 251H16V245H17ZM36 242V241H35ZM73 242V243H72ZM101 243L102 244V246H103V243L102 242H104V243H106V246L105 247H102L99 243ZM32 243H33V245H32ZM43 243H44V246H43ZM69 243H72V245L73 244H78V248H80V247H82L81 249H79L78 251L76 250H74V248L76 247L77 248V245L75 244L74 245V247H73V251L71 250V249H69V248H72V247H70L71 245L69 244ZM89 243V244H88ZM94 245H93V244ZM110 243V244H109ZM8 244H10V245H8ZM20 244V245H19ZM35 244V245H34ZM40 244H41V246H40ZM63 244V250H60V248H61V246L60 245H62ZM80 244V245H79ZM99 244V245H98ZM31 245V246H30ZM52 245V246H51ZM59 245V246H58ZM66 245H68L67 247H64V246H66ZM70 245V246H69ZM82 245V246H81ZM98 245V247L99 248H101V253H102V251L104 250V254H106V256L103 254V256H105V257H102L101 259H99L98 261L96 260L95 261V250H94V252H92V250H93V248L95 247V246H97ZM122 245H124V246H122ZM12 247L13 246V248H9V247ZM85 246V247H84ZM93 246V247H92ZM101 246V247H100ZM111 246V247H110ZM46 249H45V248ZM47 247H48V249H47ZM54 247V248H53ZM57 247V248H56ZM69 247V248H68ZM107 247H109L110 249H108ZM15 248V250H14V252L15 253H17V254H14V253H12L11 254V252H13V249ZM38 248V249H37ZM39 248L41 249V250H39ZM61 248V249H62ZM65 248H66V252H65ZM67 248H68V250H67ZM87 248V249H86ZM105 248V249H104ZM89 249V252H87L86 250H88ZM95 249V248H94ZM106 249H107V251H109V252H106ZM128 249H131V250H128ZM43 250V251H42ZM45 250H46V252H45ZM49 250V252H48V254H47V251ZM56 250H57V252H56ZM60 250V251H59ZM70 250V251H69ZM30 250H28V252H29ZM32 251H30L29 253H32ZM51 251V252H50ZM59 251V252H58ZM61 251H63V252H61ZM79 251H81V253L79 252ZM84 251H86V252H84V254H83V252ZM130 251V252H129ZM6 252V253H5ZM54 252L56 253V254H58L60 257H57L58 255H56V258H60V259H62V260H57L56 258L54 259L53 257H54ZM69 252L71 253V254H76V255H71V254H69ZM80 253V255H79V253ZM106 252V253H105ZM8 253V254H7ZM21 253V254H20ZM51 253V254H50ZM120 253V254H119ZM129 253V254H128ZM10 254V255H9ZM45 254V255H44ZM61 254L63 255V256H61ZM70 255L72 258H70V256H68L67 257V255ZM82 254V255H81ZM91 256H90V255ZM13 255V256H12ZM20 255V256H19ZM65 255H66V257H65ZM27 258H25V257ZM30 258H28V257ZM46 256V257H45ZM50 256V257H49ZM53 256V257H52ZM83 256H84V258H83ZM90 256V258H88L87 259V257H89ZM12 257H13V259H12ZM40 257H42L41 259L42 260H39L40 259ZM44 257V258H43ZM62 257V258H61ZM64 257L67 259V260H65V261H63V259H64ZM5 259V260H3V259ZM39 258V259H38ZM45 258H46V260H45ZM70 258V259H69ZM73 258H78V259H73ZM87 260H86V259ZM12 259V261L10 262V260ZM22 259V260H21ZM47 259H51V261H54V262H51V261H49V260H47ZM72 259V260H71ZM90 259V260H89ZM20 260V261H19ZM39 260V261H38ZM69 260V261H68ZM114 260V259H113ZM45 261H47L46 263H44ZM56 261H58L57 263H56ZM93 261H95V262H93ZM6 262V263H5ZM33 262V263H32ZM62 262V263H61ZM66 262V263H65ZM89 262V263H88Z\"/></svg>",
  "mask_w": 264,
  "mask_h": 264
}]
</instances>
